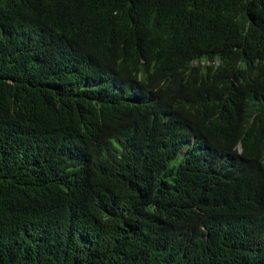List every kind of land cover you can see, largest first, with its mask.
I'll list each match as a JSON object with an SVG mask.
<instances>
[{"label": "trees", "instance_id": "16d2710c", "mask_svg": "<svg viewBox=\"0 0 264 264\" xmlns=\"http://www.w3.org/2000/svg\"><path fill=\"white\" fill-rule=\"evenodd\" d=\"M243 59L264 0H0V264H264V92L208 88Z\"/></svg>", "mask_w": 264, "mask_h": 264}, {"label": "clouds", "instance_id": "9594fccd", "mask_svg": "<svg viewBox=\"0 0 264 264\" xmlns=\"http://www.w3.org/2000/svg\"><path fill=\"white\" fill-rule=\"evenodd\" d=\"M264 62V60H263ZM223 76L216 75L213 82L208 88L215 91L217 95V101L228 102L232 100H239L241 103L240 118L247 109H258V96L257 93L264 92V68L261 64L255 61H247L246 59L238 60L232 64L229 68L224 70ZM206 88L196 97L206 95ZM233 111V107L230 105L225 106ZM193 139L190 140L192 143ZM189 143V144H190ZM233 150L237 152L239 158L242 157V161L235 162L238 173L247 174L252 168L260 175L264 180V158L258 162L253 161L251 158L244 155V145L242 141L235 142ZM243 162L244 165H240ZM252 189L255 186L252 182L248 184ZM248 192L245 196L249 197ZM264 207L259 208L252 217V223L256 230H264Z\"/></svg>", "mask_w": 264, "mask_h": 264}]
</instances>
